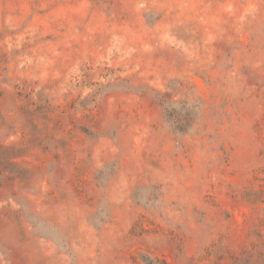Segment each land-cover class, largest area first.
Returning a JSON list of instances; mask_svg holds the SVG:
<instances>
[{
  "label": "rangeland",
  "instance_id": "rangeland-1",
  "mask_svg": "<svg viewBox=\"0 0 264 264\" xmlns=\"http://www.w3.org/2000/svg\"><path fill=\"white\" fill-rule=\"evenodd\" d=\"M0 264H264V0H0Z\"/></svg>",
  "mask_w": 264,
  "mask_h": 264
}]
</instances>
